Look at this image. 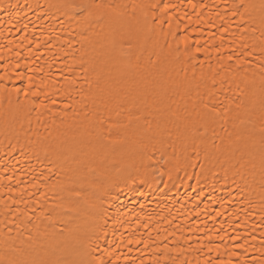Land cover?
<instances>
[{"label":"bare ground","instance_id":"obj_1","mask_svg":"<svg viewBox=\"0 0 264 264\" xmlns=\"http://www.w3.org/2000/svg\"><path fill=\"white\" fill-rule=\"evenodd\" d=\"M30 2L35 5V0ZM49 2L55 0H39L43 9L34 8L27 15L21 11L20 25H28L23 28L8 23L17 19V10L13 6L23 5V0H0V55L5 58L0 65L15 64L18 59L27 58L28 65L36 70L35 80H44L48 85L46 91L57 101L52 106V112L41 109L30 114H17L15 107L8 105L6 94H3L5 98L0 102V194L6 196L8 186L16 193L22 189L33 191L32 180L41 172L47 174L49 168L53 173L59 172L62 181L71 175L70 169L73 168H81L92 179L100 181L131 176L134 180H130L126 187L121 185L122 191L113 192V199H106L104 207L109 215L108 234L94 240L88 259L102 254L106 261L119 257L117 264H126V257L134 259L136 264H140L141 259L145 264H153L156 260L159 264H173V261L181 264L184 260L191 261V264H197L199 260L203 264L204 260L215 261L217 258L248 262L253 257L264 259L259 247L264 240V229L255 227V241L248 236V229L260 221L258 193L262 122L259 114L262 94L259 90V56L247 58L251 60V66L246 67L244 72L229 68L230 63L234 64V61L227 60L231 50L244 40L251 44L249 37L253 33L249 30L247 36L241 35L242 30L237 28L239 17H233L231 21L228 16H224L223 20L215 17L216 11L223 14L226 8L231 10L240 0H203L208 6L203 9L205 19L211 11L217 26L230 23L231 27L220 53L210 48L207 53L196 54L195 59L184 55L183 51L176 53L175 38L167 34V17L160 7H147L164 3L180 5L179 9H169L168 15L179 16L186 12L192 16L193 23L189 24L185 17L178 35L184 34L188 24L189 43L194 44L199 39L204 44L209 33L217 29H209L202 22L199 25L202 35L192 33L191 28L197 26L194 23L196 18L186 0L184 4L181 0H102L104 3L127 5L125 18L116 25V29L123 32L126 39L129 32L133 34V48L129 49L125 43L122 49L111 52L97 44L95 47L85 45V49L81 50L80 44L75 43L76 62L64 57L63 51L67 50L64 45L68 40L77 41L80 38L71 31L68 22L65 28H61L52 18L47 9ZM244 2L258 5L260 0ZM249 12L256 18L255 22L248 16H245V22L258 28L259 8ZM160 20L164 23H159ZM172 30H175V23ZM233 34L235 43H230ZM254 35L259 37V31ZM50 36L52 39H49ZM45 41L52 45L51 51L44 47ZM37 42L41 43L40 49L35 48ZM180 47L182 50L183 44ZM29 49L32 50L31 56ZM130 51L133 54L129 58L127 54ZM17 52L20 53L19 58ZM81 57L85 61L83 66L79 63ZM209 65L212 72H209ZM21 70L25 76L33 75L23 66ZM8 71L13 79L3 81L7 88L27 86L26 79H15L11 68ZM216 73L217 84L213 86L210 78ZM3 74L4 69L0 67V75ZM202 75L209 78L207 86L201 79ZM253 84L255 96L243 94L247 91L246 85ZM210 90L211 96L207 95ZM20 99L23 100V94ZM201 99L210 106L215 105L216 110L221 112V117L216 118L207 132L199 127V114L205 111ZM241 101L243 104L238 108ZM45 103L48 101L45 100ZM117 105L123 109L120 117L116 116ZM225 109H229L227 114ZM146 115L151 121L150 127L144 122ZM5 120L13 123L7 136ZM242 120L245 122L241 123ZM110 122H119L121 127L110 128ZM187 122L197 127L186 129ZM185 136L191 139L185 140ZM9 140L15 146L14 150L9 147ZM240 165H243L240 170L247 177L249 189L254 190V209H249L237 195L236 185L244 184L234 175ZM161 172L165 175L161 176ZM249 172H254V181ZM17 180L21 181L19 185ZM61 195L66 194L58 188L49 192L48 206L55 207ZM221 201L230 203L222 205ZM5 202L0 200V236L7 231L2 221L11 220V216L6 218L3 214ZM19 208L23 209L24 204L21 203ZM245 210L251 212L247 227L236 228L233 232L238 223L236 214L242 221ZM218 211L224 214L217 216ZM117 214L123 226H113V217ZM36 216L40 217L35 220L39 231L34 225H27L33 236V248L28 249L27 244L21 243V238H17L16 247L28 249L34 257L48 260L50 264L57 260L76 259L79 248L74 231L76 225L66 218L61 220L58 215L49 220L47 212L41 216L39 209ZM145 223L147 228L143 227ZM20 231L23 237H27L28 232L23 226ZM148 233L157 239L161 249L167 244L171 251L162 255L154 247L147 250L143 245L125 247L130 236L142 239ZM237 233L241 235L239 243H244V238L248 236L249 243L245 244L247 251L239 249V257H230L233 242L229 236ZM12 235H17L15 228ZM218 235L224 236L223 242ZM209 236L213 241L211 245L208 244ZM198 238H203L202 249ZM209 246L213 248L211 253L208 252Z\"/></svg>","mask_w":264,"mask_h":264},{"label":"snow or ice","instance_id":"obj_2","mask_svg":"<svg viewBox=\"0 0 264 264\" xmlns=\"http://www.w3.org/2000/svg\"><path fill=\"white\" fill-rule=\"evenodd\" d=\"M186 2L187 6L192 10V15L196 18L194 23L197 26L191 28L192 33H200L202 35V29L199 27L202 22L207 25L209 29H217L216 32L209 33L208 39L204 42V44H201L199 39H197L194 44L189 43L190 36L187 34L188 24L185 25L184 34L178 35V33L181 32V22L185 20V17H187L189 24L193 23L192 16H189L186 12L179 16L168 15L169 9H179L180 5L164 3L162 5L151 4L147 7L151 9L160 7L163 14L167 17L169 27V32L167 34H170L175 38V51L177 54L183 51L184 55L195 59L196 54L200 52L207 53L210 48H214L217 53H220L221 49L225 47V35L229 33L231 24L222 23L217 26L216 21L213 20V14L211 11L207 13V18L205 19L206 14L203 9L208 6L203 3V0H200L199 3L196 2V0H186ZM184 3L185 0H181V4ZM13 7L17 10V19L14 22L9 20L8 23L15 27L20 25L19 13L21 11H24V14L27 15V12L34 11V8L43 9L44 6L39 3V0H35V5L30 2V0H23V5L16 4ZM256 8H259L261 13L258 28L250 27L245 22V16H248L253 23L255 22L256 18L251 16L249 10ZM47 9L48 12L51 13L52 18L59 23L61 28H65V23L68 22V27L80 38L77 41L68 40L64 45L67 50L63 51V56L71 58L74 62H76L74 54L76 51L74 48L75 43L80 44L81 50L85 49V45L95 47L97 44H100L101 47H107L111 52L122 49L125 43L128 44L129 49L133 48V44L131 42L133 34L129 32L126 39L125 34L121 31H117L116 29V25L121 24L125 18L127 5L104 3L102 0H55V2L48 3ZM52 9H55L56 11L51 12ZM224 16H228L229 21H231L233 17H239L237 28L242 30V36H247L249 30L253 33V35L249 37V39L252 40L251 44H249L247 40H244L237 48H233L231 50V53L227 56V60L229 62L234 61V64L230 63L228 67H234L237 72H244L246 67L251 66V60L247 58L251 56H259V90L262 94L259 114V119L262 122V126L260 128L262 139L260 143L261 166L258 193L260 197V221L258 225H253L252 228L248 229V236L251 237V241H255L256 236L253 234L255 227L259 226L264 229V0H260L258 5L255 3H245L244 0H240L238 4L232 6L231 10L226 8L223 14L219 10L215 13V17L219 20H223ZM37 18L40 19L42 17L37 16ZM153 19L155 21V16H153ZM159 23L163 24L164 21L160 20ZM173 23H175V30H172ZM20 26L27 28L28 25L23 24ZM257 31L260 33L259 37L254 35ZM49 39H52V37L50 36ZM55 39L58 40L59 37H55ZM217 41L219 42L217 43ZM230 43H235V34H233V40L230 41ZM181 44H183L182 50L180 47ZM40 47L41 43L37 42L35 44V48L40 49ZM44 47L49 51L52 50V45H50L47 41L44 42ZM169 47L171 46L169 45ZM9 51H11V49H9ZM28 51L29 56H31L32 50L29 49ZM132 54L133 53L130 51L127 55L130 58ZM16 56L19 58L20 53L17 52ZM4 59V56L0 55V61H4ZM220 60H223L222 55L220 56ZM79 63L83 66L85 63L83 57H81ZM22 66L27 68L29 72H32L33 75L25 76V72L21 70ZM0 67H3L4 69V74L0 75V102H2L5 98L3 94H6L8 105L10 107L14 106L17 114H30L32 112H38L41 109L52 112V106H55L57 101L52 99L46 91L48 85L44 82V80H40L39 82L35 80L34 74L36 70L28 65L27 58H23L22 60L18 59L15 64L5 63L0 65ZM9 68H11V72L15 74V79L20 81H24L25 79L27 80L26 87L13 86L12 88H7L3 84V81H11L13 79V76L9 74ZM84 71L87 72V69L85 68ZM212 71L211 65H209V72ZM216 75H218V73L213 74L210 78V83L213 86L217 84ZM201 79L205 82V86H207L209 78L202 75ZM222 85L223 81H221V87ZM237 88H239V85H237ZM246 89L247 91L243 94L249 95L250 97L255 96L254 84L246 85ZM21 94H23V100L20 99ZM207 95H212L211 90L207 93ZM13 96H15V100H13ZM41 97L43 98L41 99ZM45 100H47L48 103H45ZM201 104H203L205 111L199 114V127H202L204 131L207 132L209 127L215 123L216 118L221 117V112L216 110L215 105L210 106L209 104L204 103L203 99H201ZM242 104L243 101H241V104H238L237 107H241ZM228 110L229 109H225V114H227ZM122 114V107L117 105L116 116L120 117ZM148 115H151V113ZM131 119L132 117L129 115V120ZM136 119L139 120L140 117H136ZM143 119L150 127L151 121L148 119V116H144ZM109 121H111V117H109ZM244 122L245 121L243 120L241 121V123ZM248 122L250 123L251 120ZM109 127L119 128L121 125L119 122H110ZM196 127L197 125L191 122H187L185 124L186 129ZM11 128H13V123L5 120L4 131L6 136ZM184 139L188 140L191 139V137L185 136ZM9 147L12 150L15 149L11 140H9ZM45 154L47 155V152ZM53 167H55L54 164ZM240 168H243V165H240L234 175L239 177L241 181H244V184L243 186L240 184L236 185L237 195L241 196L242 201L246 202L249 209H254L256 206V203L252 198L254 190L249 189L247 177L245 173L240 170ZM4 171L7 172L8 168L5 167ZM70 171L71 175H67L66 179L62 181L60 179V173H53L52 168H49L47 174H45V172H41L32 180L31 189H33V191L22 189L19 193H16L11 186H8L7 195L5 196L4 194H0V200L6 201L3 205L5 209L3 214L6 218L11 216V220L6 219L5 221H2L5 223L7 231L4 235L0 236V264H50L48 260L34 257L32 252L28 250L33 248V236L31 230L27 228V225H34L37 228V231H39V225L35 224V220L40 219L39 216H36L37 209H39L41 216H44L45 212H47V219L49 220L52 219L53 215H58L61 220L66 218L69 222L76 225L74 231L77 234V244L79 245V248L77 249V258L71 261L57 260L51 262V264H117L119 257L112 261L104 260L103 254L94 259H88L87 257L92 254L93 249L91 248V245L94 243V240H99L101 236H107L108 234L109 215L107 208L104 207L106 199H113V192L122 191L123 188L121 185L126 187L128 182L130 180H134V178L131 176H116L111 177L106 181H100L92 179L88 174L83 172L81 168H73L70 169ZM160 175L163 176L165 173L161 172ZM249 175L253 177L254 181V172H249ZM53 177H55V179H53ZM6 179L11 180L12 178L6 177ZM169 179H171L170 173ZM20 183L21 181L17 180V184L19 185ZM24 183L27 182L25 181ZM233 183L235 184L236 181L234 180ZM57 188L61 193H65L66 195H61L59 197V201L55 204V207H49L48 193ZM21 203L24 204L23 209L19 208ZM225 203L230 202L221 201L222 205ZM29 213H31V215ZM223 214V212L219 211L216 213L217 216ZM249 219H251V212L248 210H245V219L242 221L240 216L236 214V220L238 223L235 227H233V232H236V228L247 227ZM17 221H19V223H17ZM169 223L171 222L169 221ZM118 224L123 226L119 218V214L113 217V226ZM22 226L24 227V230L28 232L27 237H23V233L20 231ZM143 227L147 228L148 225L145 223ZM13 228L17 231L16 236L12 235ZM262 235H264V233H262ZM158 236L159 232H157V237ZM248 236L244 238V243H239L241 240V235L239 233L229 236V239L233 242L230 257H239L241 254L238 251L239 249L247 251L245 244L249 243ZM17 238H21V243L27 244L28 249L16 247ZM164 239L166 240L167 237ZM207 239L208 244L211 245L213 243L211 236ZM218 239L223 242L224 236L218 235ZM202 241L203 238H198L197 242L201 245V249L204 247ZM133 244L143 245L145 250L154 247L155 250L160 252L162 255L171 251L167 244H165L163 249H161L160 244L157 243V239L153 238L151 233H148L146 238L142 239H134L130 236L125 244V247ZM189 247H191V245H189ZM225 247H227V245H225ZM259 247L261 257H264V240L261 241ZM195 250L196 249H193V251ZM216 250L217 252L219 251V246H217ZM212 251L213 248L209 246L208 252L211 253ZM129 252H131L130 247ZM106 254L111 255V253ZM125 259L126 264H136L134 259H129L127 257ZM140 264H145V261L141 259ZM153 264H159V260L153 261ZM173 264H175L174 261ZM181 264H191V261L184 260ZM197 264H201V262L197 260ZM203 264H264V259L253 257V259L248 262L240 260L234 261L231 258L225 261L217 258L215 261L204 260Z\"/></svg>","mask_w":264,"mask_h":264}]
</instances>
